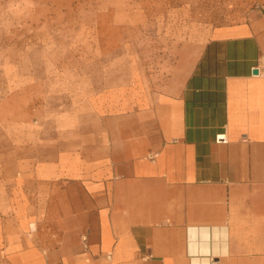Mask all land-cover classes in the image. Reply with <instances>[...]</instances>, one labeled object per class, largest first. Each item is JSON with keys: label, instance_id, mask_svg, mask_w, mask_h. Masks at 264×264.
<instances>
[{"label": "crops", "instance_id": "obj_1", "mask_svg": "<svg viewBox=\"0 0 264 264\" xmlns=\"http://www.w3.org/2000/svg\"><path fill=\"white\" fill-rule=\"evenodd\" d=\"M137 44L8 136L0 264H264V16Z\"/></svg>", "mask_w": 264, "mask_h": 264}, {"label": "rangeland", "instance_id": "obj_2", "mask_svg": "<svg viewBox=\"0 0 264 264\" xmlns=\"http://www.w3.org/2000/svg\"><path fill=\"white\" fill-rule=\"evenodd\" d=\"M251 15L264 16V0H0V161L8 136L33 121L29 107L80 102L114 56L128 72L130 41L139 57L172 63L182 45Z\"/></svg>", "mask_w": 264, "mask_h": 264}, {"label": "built area", "instance_id": "obj_3", "mask_svg": "<svg viewBox=\"0 0 264 264\" xmlns=\"http://www.w3.org/2000/svg\"><path fill=\"white\" fill-rule=\"evenodd\" d=\"M86 239V238H85ZM55 264H62L61 262H57V263H55Z\"/></svg>", "mask_w": 264, "mask_h": 264}, {"label": "water", "instance_id": "obj_4", "mask_svg": "<svg viewBox=\"0 0 264 264\" xmlns=\"http://www.w3.org/2000/svg\"><path fill=\"white\" fill-rule=\"evenodd\" d=\"M258 71L257 70H255V73H257Z\"/></svg>", "mask_w": 264, "mask_h": 264}]
</instances>
